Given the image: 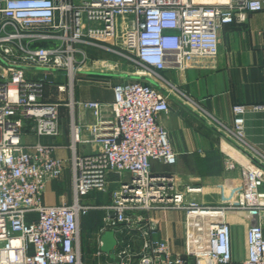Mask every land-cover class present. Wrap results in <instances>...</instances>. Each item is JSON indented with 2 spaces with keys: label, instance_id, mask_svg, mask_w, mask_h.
<instances>
[{
  "label": "built area",
  "instance_id": "1",
  "mask_svg": "<svg viewBox=\"0 0 264 264\" xmlns=\"http://www.w3.org/2000/svg\"><path fill=\"white\" fill-rule=\"evenodd\" d=\"M258 8L252 0H0V264H85L81 220L93 207L81 198L106 192L113 175L118 186L97 228L100 236L139 226L130 215L174 208L188 214L197 236L194 253H174L167 240L152 237L157 227L149 224L141 231L139 264H232L226 214L264 211V165L244 155L237 202L208 207L186 198L199 188L175 190L174 178L154 172L152 162L175 164L177 154L159 118L169 112L175 95L187 98L162 72L214 59L222 27L247 22ZM101 53L123 60L142 79L114 84L108 103L76 99L78 75L88 64L102 74H116L119 62L100 59ZM63 106L71 117L69 161L53 155L54 143L24 141L29 131L58 137ZM77 107L90 110L94 121L77 122ZM233 112L226 130L244 145L246 106L235 105ZM81 143L99 149L79 154ZM226 160L229 168L236 166L230 157ZM68 163L73 202L46 204L47 182L61 180ZM204 216L213 220L202 248L198 240ZM99 241L94 257H110ZM246 245L242 264H264L262 222H250ZM115 248L116 263L131 264L130 245L118 254Z\"/></svg>",
  "mask_w": 264,
  "mask_h": 264
},
{
  "label": "crops",
  "instance_id": "2",
  "mask_svg": "<svg viewBox=\"0 0 264 264\" xmlns=\"http://www.w3.org/2000/svg\"><path fill=\"white\" fill-rule=\"evenodd\" d=\"M252 1L260 8L249 14L247 22L228 23L219 31V53L214 59L196 63L184 70L167 69L162 72L187 98L175 95V99L170 102L169 112L161 114L159 118L169 133L177 162L164 165L153 161L152 169L172 176L177 191L185 192L189 187L199 188V192L187 194L186 198L208 207L237 202L242 188L241 164L246 163L244 155H252L264 165V109L259 107L264 105V0ZM99 57L106 60L113 58L107 53H101ZM96 74L102 73L93 64L82 69L81 77L76 82V99L107 103L113 99V79L110 77V85L105 86L96 78H91V75ZM238 104L246 106L244 145L226 130L233 123V107ZM74 116L79 123L94 121L92 112L83 107H77ZM70 119L68 108L63 106L60 109L61 134L58 137H38L34 131H29L24 141L28 144L37 141L54 143L57 147L53 155L69 161L72 156L69 148ZM84 136H87V132ZM98 149V145L90 143L78 145L79 154L92 153ZM227 157L236 163L234 168L228 167ZM117 186L118 177L113 175L106 192H91L81 198L83 204L93 207L90 211L95 213L96 221L93 228H86L81 238L85 264H117L111 255L108 258L94 257L100 249L99 240H102L97 228L106 214L105 207L112 202V190ZM44 200L48 205L73 202L69 163L61 180L47 182ZM98 201H102V204L95 206L94 203ZM130 219L139 226H134L129 232L115 234V253L118 254L125 245H130L134 255L131 264H139L143 250L141 231L149 224L157 227L152 237L167 240L174 253L192 255L196 249L197 236L191 229L186 211L165 207L150 212L142 211L139 216L130 215ZM226 219L232 229V264H242L247 255V227L252 221H260L264 225V211L260 214L229 211ZM212 220L207 216L201 218L198 244L202 248L207 246L208 226ZM91 247L94 251L88 253Z\"/></svg>",
  "mask_w": 264,
  "mask_h": 264
},
{
  "label": "rangeland",
  "instance_id": "3",
  "mask_svg": "<svg viewBox=\"0 0 264 264\" xmlns=\"http://www.w3.org/2000/svg\"><path fill=\"white\" fill-rule=\"evenodd\" d=\"M112 60H114L115 62H119L118 63V66L115 68V71H116V74H114V75H107V74H96V75H91V78H93V79H97V80H99V81H101V84L103 85V82L104 81H109V80H111L110 79V77L113 79V81H112V84L114 85V84H116V83H119V82H122V81H124L125 79H128V80H136V79H142V78H139V76L136 74V73H134L135 72V69H134V67H132V66H130V65H128L126 62H124L123 60H120V59H118V58H115V57H113L112 58ZM88 65H91V64H88ZM121 72H125V73H128L129 74V76H125V75H122L121 74ZM81 77V75L79 74L78 75V78H80ZM109 77V78H108ZM110 82V81H109ZM100 84V85H101ZM101 85V86H102ZM176 162H177V156H176ZM175 162V163H176ZM124 176H126V175H124ZM96 203V204H95ZM94 203V205L95 206H100L101 204H102V201H98V202H95ZM248 214V213H247ZM99 218V217H98ZM85 233H86V230L85 229H83L82 227H81V233H80V236H81V238L85 235ZM94 251V248H90V249H88V253L89 252H93ZM93 262H91V264H92Z\"/></svg>",
  "mask_w": 264,
  "mask_h": 264
},
{
  "label": "water",
  "instance_id": "4",
  "mask_svg": "<svg viewBox=\"0 0 264 264\" xmlns=\"http://www.w3.org/2000/svg\"><path fill=\"white\" fill-rule=\"evenodd\" d=\"M117 245V239L115 237L114 231H107L102 236V246L101 250L105 253H109L112 257H114V248Z\"/></svg>",
  "mask_w": 264,
  "mask_h": 264
},
{
  "label": "trees",
  "instance_id": "5",
  "mask_svg": "<svg viewBox=\"0 0 264 264\" xmlns=\"http://www.w3.org/2000/svg\"><path fill=\"white\" fill-rule=\"evenodd\" d=\"M94 217H95V213L93 211H90V213L88 212L87 214H85L81 220V227L85 230L88 227L93 228L96 224V221H94Z\"/></svg>",
  "mask_w": 264,
  "mask_h": 264
}]
</instances>
